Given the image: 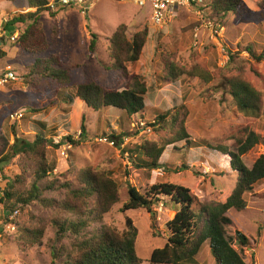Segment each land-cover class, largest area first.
<instances>
[{
    "label": "rangeland",
    "instance_id": "rangeland-1",
    "mask_svg": "<svg viewBox=\"0 0 264 264\" xmlns=\"http://www.w3.org/2000/svg\"><path fill=\"white\" fill-rule=\"evenodd\" d=\"M48 1L50 4L53 2ZM86 1L90 3L86 11L78 7H56L50 12L56 13L57 18L49 12L40 15L49 43L45 54L30 55L19 44L9 50L8 62L15 69H22L23 73L35 59L57 55L70 71L72 87L57 90L56 84L45 80L37 82L31 90L22 84V80L0 87V129L12 142L17 137L31 141L35 132L41 129L39 123L46 126L45 133L53 143L62 138V146H66L65 135L72 138L74 144L71 143L67 159L62 157L61 147L48 146L47 160L53 168L49 180L59 179L77 185V173L87 166L112 171L120 189V201L104 215L102 222L91 223L85 233H99L104 226L123 231L127 220H130L138 229L137 255L143 264H151L152 251L161 246L162 239L158 235L164 236L166 222L179 208L169 204L168 199L161 198L153 206V212L145 209L123 212L129 198V186L144 191L168 181L189 188L201 205L225 203L235 188L237 174L231 168L228 155L209 147H220V150L223 147L234 152L237 141L253 132L259 135L261 142L242 157L243 161L252 168L257 158L264 155V61H255L245 50L249 44L264 45L263 0H243L245 8L228 15L223 24L212 18L207 7L210 0H202V3L198 2L199 6L179 10L162 30L150 29L151 12L132 2ZM0 11L27 14L31 10L28 0H0ZM29 23L28 20L23 22L21 34ZM208 23L214 28L210 29L206 25ZM121 24L128 26L129 38L144 28L150 32L151 38L142 57L128 67L130 75L144 77L150 86L144 97V111L128 116L115 109L101 113L88 109L85 104L65 103L63 99L73 96L74 85L78 83L95 80L103 87L119 91L131 85L130 78H123L112 70L105 71L101 66L111 65L108 39ZM91 33L99 36L92 57L89 56ZM229 51L239 53L233 66H229ZM162 53L169 55L170 62H162ZM170 63L176 64L182 75L165 81L161 77L170 68ZM234 66L242 69L234 70ZM237 75L259 93V115L243 113L234 103L227 79ZM181 106L188 111L186 129L193 143L187 145V140H183L165 146L162 163L166 169H137L123 158L119 147L113 148L97 141L101 135L112 137L115 134L116 141L123 143L124 149L145 141H155L163 146L164 140L169 139L173 132L161 130L156 133L154 124L158 111L166 113ZM31 107L41 110L33 112ZM13 111L25 114L24 120L16 126L9 121V114ZM83 118L87 129L84 138L80 135ZM196 155L202 158L200 162H192ZM184 163L190 167L188 170H180ZM33 169V164L19 155L8 164L5 174L12 178L24 170L26 185L29 186L35 180ZM60 191V197L65 196ZM56 195L46 193L44 196L51 198ZM245 200L247 208L240 212L232 209L229 216L234 229L248 237L249 246L241 248L235 245V248L247 264H264V181L257 183L253 191L245 195ZM17 211L19 213L13 220L18 226L17 231L0 238V264H65L74 239L69 234L64 239H57L52 222L54 210L33 202L25 210ZM8 212L11 211L0 206V223ZM14 213L11 212L12 215ZM23 226L43 230V238L31 247L18 242L19 228ZM60 251L64 257L58 256ZM197 261L199 264H215L207 243L203 245Z\"/></svg>",
    "mask_w": 264,
    "mask_h": 264
},
{
    "label": "trees",
    "instance_id": "trees-1",
    "mask_svg": "<svg viewBox=\"0 0 264 264\" xmlns=\"http://www.w3.org/2000/svg\"><path fill=\"white\" fill-rule=\"evenodd\" d=\"M199 2L202 3V0ZM28 5L31 11L34 9L35 11L17 14L15 20L22 23L27 20L30 22L19 37L18 44L30 55L45 54L49 49V43L39 17L44 12H49L54 18H57V14L50 12L48 0H28ZM194 5L199 6L197 1L193 2V7ZM261 6L264 8V0ZM207 7L211 10L212 18L216 19L218 24H223L228 15L238 13L240 9L245 8V4L243 0H210ZM127 32L126 24L117 26L108 39L111 65L101 66L105 71L112 70L123 78H130L131 85L119 91L103 87L95 80H89L74 85V94L64 98L65 103L72 105L76 99H80L92 111L102 113L107 109H115L128 116L144 111L146 106L144 97L149 93L150 86L144 77L130 75L128 67L140 60L151 36L148 28L136 32L130 38ZM98 38V35L91 33L89 46L91 57L96 52ZM259 48L260 51H257ZM245 50L255 61H264V45L249 44ZM161 56L162 62H170L169 55L162 53ZM237 56L239 53L229 51V66L235 64ZM168 66L170 68L161 77L163 80L169 81L182 75V70L176 64L170 63ZM233 69L241 70L242 67L234 66ZM20 73L22 84L29 90L35 88L40 80L56 84L57 90L72 87L70 71L63 66L57 55L35 59L27 71L24 70L23 73V70H20ZM227 81L239 111L259 115V93L246 80L240 79L239 75L228 78ZM31 110L38 112L41 109L31 107ZM174 110L166 113L158 111L155 118L156 133L161 130L173 132L169 139L164 140L163 146L155 141H145L141 145L128 146L124 149V152L130 155V162L135 168L150 171L166 169V165L162 163L165 146L183 140H187V145L193 143L186 129L188 116L186 107L181 106ZM39 126L43 130L38 129L31 141L17 137L12 142L0 129V171L3 174L0 206L6 211L14 212L23 211L33 202H38L45 208L53 209L55 216L52 222L57 239L66 238L67 234L74 239L72 252L69 251L65 264H143V260L137 255L138 229L132 221L127 220L123 231L104 226L99 233H85V229L91 223L102 222L104 215L120 201V189L113 172L109 169L87 166L77 173V185L68 181L61 182L59 179L49 180L53 168L47 160V148L52 145L59 149L64 143L62 141L58 144L53 143V139L45 133L46 126L40 123ZM121 127L124 125L121 124ZM80 131V135L86 137L85 118L82 119ZM112 137L117 138L115 134ZM66 140L74 142L71 137H66ZM260 142L259 135L251 132L245 139L237 141L234 152H229L223 147L221 150L218 149L220 147L216 149L209 147L213 151H221L228 155L231 168L237 174L235 188L225 203L201 205L189 188L168 181L155 184L144 191L136 186L128 187L129 198L123 206V212L141 209L153 212V206L161 201V198L168 199L169 204L179 208L166 222L164 236L158 235V238L162 239L161 246L152 251L149 261L151 264H199L197 258L205 243L209 245L216 264H247L235 245L241 248L248 247L249 239L241 231L234 229L235 225L229 212L232 209L239 212L245 210L247 208L245 195L251 193L257 183L264 181V155L257 158L252 168H248L242 158ZM19 155L34 166L35 180L29 186L26 185L25 169L12 178L5 174L8 164ZM201 160L202 158L196 155L192 162ZM189 168L184 163L180 170ZM60 189L65 196L60 197ZM46 193L57 195L47 198L44 196ZM74 217L77 218L74 220ZM19 232L20 237L17 241L23 242L27 247L33 246L44 236L43 230L29 226L19 228ZM58 256L64 257L61 251L58 252Z\"/></svg>",
    "mask_w": 264,
    "mask_h": 264
},
{
    "label": "built area",
    "instance_id": "built-area-1",
    "mask_svg": "<svg viewBox=\"0 0 264 264\" xmlns=\"http://www.w3.org/2000/svg\"><path fill=\"white\" fill-rule=\"evenodd\" d=\"M134 5L140 9H147L150 13V26L154 29L162 30L171 20L172 17L177 14L181 9H190L193 6V2H199V0H130ZM90 3L86 0H53L49 3V9L56 7H78L83 11H86ZM21 12V11H20ZM17 13L0 11V87H5L11 83H16L21 80L22 73L20 70L15 69L6 58L9 50L18 43V39L21 36L22 22H15ZM210 29L214 27L211 23L206 24ZM221 28L220 30H223ZM227 55V54H226ZM24 117V113L21 111H15L9 114V121L11 125L21 122ZM66 137L68 135H65ZM64 138V137H63ZM62 138L56 140L58 144ZM124 140V139H123ZM97 141L101 144H106L113 148H120L121 154L124 149L123 143H118L116 139L109 136H100ZM72 144L68 141L66 146H61L60 153L65 159L68 158V150H70ZM123 158L126 161H130L128 153H124ZM131 164V162H130ZM3 174L0 171V187L3 182ZM18 211L12 215L11 212L7 213L0 223V238L5 235L13 234L17 231L18 226L13 223Z\"/></svg>",
    "mask_w": 264,
    "mask_h": 264
},
{
    "label": "crops",
    "instance_id": "crops-1",
    "mask_svg": "<svg viewBox=\"0 0 264 264\" xmlns=\"http://www.w3.org/2000/svg\"><path fill=\"white\" fill-rule=\"evenodd\" d=\"M120 1H128V2H132V1H130V0H120ZM132 3H133V2H132ZM74 103H76V105H78V104H85L83 101H81V100H79V99H76ZM85 106H86V105H85Z\"/></svg>",
    "mask_w": 264,
    "mask_h": 264
},
{
    "label": "clouds",
    "instance_id": "clouds-1",
    "mask_svg": "<svg viewBox=\"0 0 264 264\" xmlns=\"http://www.w3.org/2000/svg\"><path fill=\"white\" fill-rule=\"evenodd\" d=\"M12 13H17V12H12ZM18 44V43H17ZM227 56V55H226ZM6 60L8 61V58H6ZM19 70H22V69H19ZM17 83V82H16ZM80 100V99H79ZM13 112H15V111H13ZM12 113V112H11ZM101 136H103V135H101ZM104 136H106V135H104ZM110 137V136H109ZM112 138V137H111ZM113 139H115V138H113ZM117 139V138H116ZM125 148V147H124ZM122 152H123V154L124 153H127V152H124V149L122 150ZM129 155V154H128ZM130 156V155H129ZM8 213H10V212H8ZM206 244V243H205ZM202 249V248H201ZM201 252V251H200ZM200 254V253H199ZM215 264H216V262H215Z\"/></svg>",
    "mask_w": 264,
    "mask_h": 264
}]
</instances>
